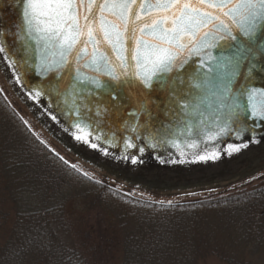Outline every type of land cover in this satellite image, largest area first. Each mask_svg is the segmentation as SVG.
Masks as SVG:
<instances>
[{"label": "snow or ice", "instance_id": "obj_1", "mask_svg": "<svg viewBox=\"0 0 264 264\" xmlns=\"http://www.w3.org/2000/svg\"><path fill=\"white\" fill-rule=\"evenodd\" d=\"M9 7L20 22L0 25V60L16 83L35 78L28 97L75 141L108 156L118 142L142 155L234 138L220 150L230 156L264 139V0H9Z\"/></svg>", "mask_w": 264, "mask_h": 264}, {"label": "trees", "instance_id": "obj_2", "mask_svg": "<svg viewBox=\"0 0 264 264\" xmlns=\"http://www.w3.org/2000/svg\"><path fill=\"white\" fill-rule=\"evenodd\" d=\"M0 90V264H264V184L156 202L61 163Z\"/></svg>", "mask_w": 264, "mask_h": 264}, {"label": "rangeland", "instance_id": "obj_3", "mask_svg": "<svg viewBox=\"0 0 264 264\" xmlns=\"http://www.w3.org/2000/svg\"><path fill=\"white\" fill-rule=\"evenodd\" d=\"M0 60V90L44 145L76 165L88 177L156 202H182L232 194L264 184V141L233 155L194 163H128L103 155L66 134L15 82ZM1 242V239H0ZM201 264H225L211 258Z\"/></svg>", "mask_w": 264, "mask_h": 264}, {"label": "water", "instance_id": "obj_4", "mask_svg": "<svg viewBox=\"0 0 264 264\" xmlns=\"http://www.w3.org/2000/svg\"><path fill=\"white\" fill-rule=\"evenodd\" d=\"M19 22H20L19 13H18V11L9 7V0H0V25H2L4 27H11L12 25L18 24ZM13 75H14V73H13ZM14 78H15V76H14ZM34 79H35L34 77L25 78V80H23L21 83H17V84L23 89L24 92L27 93L28 85L31 82V80H34ZM130 96H131V102L135 103V96L132 94H130ZM33 102L42 108V106L40 104L36 103L35 101H33ZM53 114L58 115L57 112H54ZM58 119H62V118L58 115ZM58 126L60 127L59 124H58ZM108 126L112 129L113 132L117 133V137L119 140L121 132L117 128L116 124L110 121ZM105 131H107V129H105ZM108 135H111V133L109 132ZM124 135H127V134L125 133ZM262 136H264V132H258V139ZM263 141H264V139H261L259 143H261ZM230 142H234V138H224L223 141H219V142H215V143L201 144L200 147L197 149L188 148V147L183 146V145L180 147L160 148V149H156V150L146 149L145 153L142 155L139 154L138 152H136L135 149H128L127 151H125L123 143L118 142L117 146H115V147L110 146L109 147V152L111 153V155H108V156L113 158V159L125 161L128 163H131V160L130 159H123L122 157H124L126 155L130 156L133 154L137 155L138 159L140 161H142V162H138V163H153V164H159V165H162V164H178V163H182V164L194 163V162L200 161L196 158L197 155H199V154L209 155V157H210L209 159H212L211 155L214 152L217 154V156L222 155L220 153V150L227 143H230ZM259 143H251V144H249V147H252L253 145H256ZM181 153H183V155H181ZM158 156L160 157L159 159L157 158ZM161 159H163L165 162L162 163ZM180 161H184V162H180Z\"/></svg>", "mask_w": 264, "mask_h": 264}]
</instances>
